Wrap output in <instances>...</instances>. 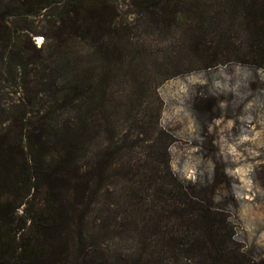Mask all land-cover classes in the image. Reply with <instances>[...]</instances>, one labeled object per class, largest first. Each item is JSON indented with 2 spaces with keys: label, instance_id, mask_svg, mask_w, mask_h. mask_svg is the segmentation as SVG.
I'll list each match as a JSON object with an SVG mask.
<instances>
[{
  "label": "rangeland",
  "instance_id": "rangeland-1",
  "mask_svg": "<svg viewBox=\"0 0 264 264\" xmlns=\"http://www.w3.org/2000/svg\"><path fill=\"white\" fill-rule=\"evenodd\" d=\"M94 1L84 0L82 15L96 8ZM238 3L104 0L102 17L117 28L112 40L105 38L106 50H117L109 62L103 49L99 52L97 36L67 37L68 29L59 26L54 10L26 15L18 0H0V36L9 35L12 43L0 49L4 53L0 59V132L12 119L31 128L38 115L53 108L54 87L36 81H52L49 76L57 70L60 75L85 70L93 84L109 81L110 108L120 115V135L127 131L135 136L126 127L129 115L147 125V133L138 135L145 140L127 149L124 157L132 162L157 157L150 145L160 142L154 122L159 112L158 128L170 138L167 151L172 172L195 191L204 189L227 217L232 237L247 257L254 264H264V53L256 51L255 34L237 13ZM43 57L50 58L37 66L35 58ZM36 71L44 75L41 80ZM28 95H34V100L25 107ZM16 143L10 140L8 146L17 152L19 163L25 164L27 149ZM96 151L92 145L91 153ZM17 177L21 176L10 179L19 186ZM0 189L5 199L9 190ZM150 192L146 189L141 200L138 230L128 236L136 239H109L110 253L141 248ZM34 208V200L22 196L19 188L16 201L0 211L1 247L14 240L21 243V233L34 238L35 228L29 227ZM66 244L65 262L70 263L77 252L71 237ZM63 254L51 256L45 264H58Z\"/></svg>",
  "mask_w": 264,
  "mask_h": 264
},
{
  "label": "trees",
  "instance_id": "trees-1",
  "mask_svg": "<svg viewBox=\"0 0 264 264\" xmlns=\"http://www.w3.org/2000/svg\"><path fill=\"white\" fill-rule=\"evenodd\" d=\"M18 1L26 15L54 10L59 15V26L68 29L67 37L97 36L99 52L103 49L109 62L115 59L116 48L109 52L106 43L113 39L117 28L102 17L104 0H95L96 8L86 10L85 15L84 0ZM237 9L255 34L256 51L264 53V0H239ZM105 29L108 32L104 34ZM0 40V49L12 45L9 35L3 33ZM3 56L0 53L1 60ZM49 58H35L37 66ZM39 72L35 74L41 80L44 75ZM58 73L49 76L52 81H36L37 85L54 87L53 108L38 115L37 124L31 128L26 123L14 124L12 119L0 132V188L9 190L5 199L0 196V211L16 201L19 188L22 196L30 195L36 206L29 216V227L36 232L34 238L21 233V243L14 240L3 247L0 240V264H45L51 256L63 253L64 261L60 259L58 264H254L232 237L227 217L213 205L205 190L195 191L172 172L167 151L170 138L158 128L159 112L154 122L161 143L150 145L156 148L157 157L132 162L124 154L137 141L145 140L138 135L147 133L146 123L129 115L130 125L124 126L133 129L135 136L127 131L120 135V115L110 108L109 81L93 84L81 69ZM26 99L25 107L33 103L34 95ZM10 140H17L18 146L27 149L25 164L19 163L17 152L8 146ZM92 145L97 146L95 154L91 153ZM16 174L21 176L17 177L19 186L10 179ZM146 189L151 192L143 213L141 248L110 253L109 239H136L128 236L138 230V213ZM67 237H71L72 249L77 252L70 263L65 262Z\"/></svg>",
  "mask_w": 264,
  "mask_h": 264
}]
</instances>
